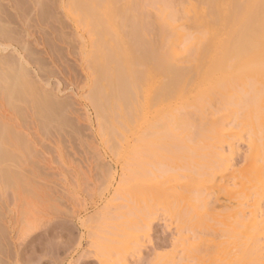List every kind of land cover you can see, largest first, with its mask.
<instances>
[{"label": "rangeland", "instance_id": "1", "mask_svg": "<svg viewBox=\"0 0 264 264\" xmlns=\"http://www.w3.org/2000/svg\"><path fill=\"white\" fill-rule=\"evenodd\" d=\"M73 1L0 0V64L25 68L23 78L36 92L64 103L56 121L46 122L28 99L16 102L22 112L12 111L0 86V122L21 144L15 164L25 166L30 189H37L31 192L25 178L28 199L6 193L12 201L1 208L8 210L0 211V222L8 213L12 227L0 224V264H264V151L248 146L249 127L235 123L220 133L232 148L220 134L189 137L175 114L189 106L192 87L170 83L160 71L147 84L162 94L150 93L161 96H152L154 121L144 113L145 127L140 120L133 130L122 126L120 134H109L91 103L90 33ZM141 1L152 15L151 0ZM146 124L155 128L153 136L142 133ZM136 130L142 134L132 135Z\"/></svg>", "mask_w": 264, "mask_h": 264}, {"label": "bare ground", "instance_id": "2", "mask_svg": "<svg viewBox=\"0 0 264 264\" xmlns=\"http://www.w3.org/2000/svg\"><path fill=\"white\" fill-rule=\"evenodd\" d=\"M172 1L151 0V6L155 7L152 15L151 13L150 15L147 14L149 11H147L146 5L141 0H121L119 7L115 6L116 2L114 0L73 1L75 7L80 10L82 20L90 33L91 46L88 57L91 68H94L91 71L96 73L95 79L93 78V82L90 85V99L102 125L108 129L109 134H120L122 126L129 131L133 130L134 128L132 129V127L137 125H133L136 123L135 121L138 122L139 126L144 123L145 120L143 121V118L145 119L146 117L151 120L149 107L154 104L153 102L151 104L152 96L154 95H150L156 92H151L147 88V84L149 83L150 85L149 81L154 79V74L161 71V73L166 72V75L169 74L166 76L168 82L177 83L181 86L184 84L182 87H192L193 91L192 93L190 92L189 98L191 102L189 106L187 105L188 103H186V106L184 104L187 109L180 111L182 113L185 111L184 114L182 115L179 112V115L178 111H176L178 116L175 114V119L180 116L181 120L179 118L177 120L183 123L184 131L182 130V132L188 134L189 137L191 135H200L195 138V140H200V137L204 135L211 134V137H214L215 134L218 135L224 130L228 132L235 123H239L244 127L246 126V128L247 126L249 127V131L247 129L248 134L250 132L249 136H247V140H249L248 146L251 149H262L264 151V0L254 1L255 3L253 1L248 3L241 1V3L238 0L233 3L231 0L232 3L226 5H222L221 0H186L185 3L180 5H174ZM95 8H99L98 12ZM4 63H1L0 66ZM7 64L5 63L2 66L3 68L5 67L4 69L7 72H2L4 69H0L2 72L0 74L2 80L0 79V81L3 82L0 86L5 104L10 109L12 108L13 111L14 108L20 105L17 106L18 103L16 102L26 103L28 99L27 101L30 102L29 104L34 109L33 112L37 117L42 118L46 122L49 120L53 121L55 114L58 115L57 112L60 113L63 110H60V108L64 107L62 105L64 103L61 104L60 100V103L58 101L54 102V99H49L50 96L47 97L46 93L43 96L42 90L39 92L40 89L36 92L35 87H32L33 83L31 84L30 81L25 80L27 76L24 77L25 79L23 78L27 74L23 75V69L25 68L22 67L23 69L20 70V67H18L16 70H11L12 67L9 64L5 66ZM6 68L10 69V71ZM147 89L149 91L146 94ZM38 93H41L42 96ZM156 94L162 95L159 92ZM156 97L154 96V98ZM160 97L157 100H160ZM58 106L61 107L58 108ZM18 108L20 109V107ZM23 109H20L21 112ZM144 109H147L145 110L146 112H144ZM148 111L150 114H148ZM172 112L175 113L174 110ZM144 113L149 115V117L145 116ZM139 115H141L142 119L137 118ZM170 116L174 117L171 114ZM152 117L154 118L155 116ZM140 120H142L141 124H139ZM150 120L147 121L152 123V120ZM167 120L171 119L167 118ZM208 120H211V122ZM226 120H228L227 123H232L229 125L230 127L227 126L225 128L227 125H225ZM165 121L164 118L161 124H164ZM166 122L169 125L171 121ZM150 123L147 124L151 128L152 125L156 126L153 124L154 122L152 125ZM2 124H0V194H2L0 195L2 197L0 198V209L2 207L5 209L7 207L6 204L11 202V199L15 198L16 200L18 193L21 196L22 192H26L28 186L31 192L35 189H30L31 186L26 177L27 173L25 174L24 172L26 171V169L24 170L25 166L22 168V165L17 164V162L15 164L18 158L15 146L21 145L19 144L18 134L11 136L10 134H13V132L8 133L10 131L8 130L10 129L8 128L9 126L6 123H4L6 126ZM142 125L139 127H145L144 124ZM168 125H166L167 132L172 129H169L170 126L168 127ZM238 125L237 127H240ZM124 128L123 131L126 133L127 131ZM154 129H150L147 126V131H144L140 128L142 133L144 132L143 134L152 133V136L155 132ZM235 129L237 130L235 127L232 130L234 131ZM137 130L133 131L132 135L141 133V131L138 132ZM169 133L171 132L169 131ZM129 134L126 133V135ZM222 135L220 134L216 137L221 136L220 138H223L225 142L230 139L229 136L226 139L225 135L223 137ZM231 141L232 139H230L229 143ZM25 143L24 145H26ZM229 143L227 142V145ZM233 144L231 142L230 148H232ZM186 147L191 149L192 146L190 145V148L189 146ZM202 148L200 149L202 150ZM203 149L206 150V148ZM215 151H219V155H222V151ZM216 155L218 154L216 153ZM25 178H27L28 186L25 185ZM24 187L26 191H24ZM9 190L12 193L11 195L7 193L10 192ZM29 190L28 192L30 193ZM28 192L26 193L29 195ZM6 193L10 197H15L7 198ZM26 196L25 194L22 195V197H25L24 199L27 198ZM22 197L18 198V200ZM205 199L203 198L202 200ZM22 201L26 204V200H21L19 202V207L22 204L21 208L25 205ZM35 201L32 202L38 205L37 201ZM30 205L33 204L30 202ZM19 210L21 211V209ZM27 211L28 213H25L28 217L24 216L26 220H28L29 215L33 214H31V210ZM18 213L21 214L22 211ZM2 214L0 212V215ZM6 215L8 216V213ZM21 215L19 216L22 219L23 215ZM2 217L0 218L3 219ZM6 217L4 220L9 223L8 219L11 218L7 217L6 219ZM26 220L23 221L27 224ZM33 220H35L34 217ZM4 222H0V224L5 225L6 222L5 224ZM32 222L34 223V221ZM36 224H38V221ZM7 225L12 227L11 222ZM7 225H5L6 230L10 229ZM0 227V230H4L1 225Z\"/></svg>", "mask_w": 264, "mask_h": 264}]
</instances>
